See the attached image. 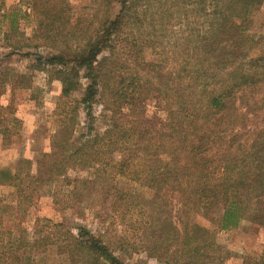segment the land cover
I'll return each mask as SVG.
<instances>
[{
	"label": "trees",
	"instance_id": "1",
	"mask_svg": "<svg viewBox=\"0 0 264 264\" xmlns=\"http://www.w3.org/2000/svg\"><path fill=\"white\" fill-rule=\"evenodd\" d=\"M27 4L30 12L1 15L8 46L35 56L30 68L60 81L63 98L83 95L66 110L49 153L0 168V183L16 194L13 208L0 199V264H35L33 254L45 250L67 264H127L124 236L112 242L48 220H37L28 235L22 221L53 183L66 187V208L100 215L97 208L107 207L105 220L128 224L139 236L133 252L162 264H226L232 253L192 215L223 231L244 221L264 228V36L247 32L264 0H87L78 15L66 0ZM21 20L31 25L29 37ZM41 48L50 53H31ZM2 83L11 93L32 86L9 71ZM152 96L164 103V120L144 118ZM97 105L111 116L102 133L93 128ZM15 113L13 99L0 103L4 147L17 135ZM76 170L92 176L73 177ZM118 178L152 197L120 189Z\"/></svg>",
	"mask_w": 264,
	"mask_h": 264
},
{
	"label": "rangeland",
	"instance_id": "2",
	"mask_svg": "<svg viewBox=\"0 0 264 264\" xmlns=\"http://www.w3.org/2000/svg\"><path fill=\"white\" fill-rule=\"evenodd\" d=\"M30 0H0L3 4V10L0 11V103L8 105L11 100L14 101L16 117L20 124L16 129V136L10 146H2L0 140V168H11L23 158L36 160L44 153L51 150L52 139L58 134L62 122L66 117V110L75 100L81 99L83 92L75 93L71 98L62 97L61 82L50 77L46 72L32 70L31 64L35 56L24 58L22 52H13L8 46L5 34L9 30V21L2 19L1 15L11 10H20L30 12L28 8ZM71 6L77 8L76 14H80L83 4L87 0H66ZM247 32L254 38L264 36V4L253 11L249 16L247 23ZM20 31L31 35V25L26 20L20 21ZM12 36V35H11ZM31 51V50H30ZM27 52V51H25ZM46 55L50 50L41 48L38 51L32 50L31 53ZM147 60H153L151 51L144 50ZM7 71L26 75L31 78L30 89H17L11 93L10 86L3 82ZM8 81V80H7ZM85 84V81H83ZM146 120L159 119L164 120L167 116L164 103L155 96H152L145 102ZM95 121L93 128L95 132L102 133L110 121V113L103 110L101 105L95 106L93 110ZM85 127V114L81 110L79 114V126L76 128L75 139L78 142L82 130ZM73 177H91V170H76L71 174ZM117 184L120 189L128 191L133 195H139L145 199H150L153 195L151 189L138 183L124 178H118ZM1 205L13 208L16 202V194L11 186L0 183ZM56 201L58 203H56ZM100 215H96L95 210L76 206L73 209L66 208V187L61 183L55 184L50 188L40 191L37 203L28 211L21 227L28 231L32 237L33 228L37 220H48L52 224L63 225L73 233H78L79 229L84 228L95 236H105L114 242V236H124L128 242V252L130 254L121 255L127 264H162L156 259L148 258L146 253L133 252L130 245H137L138 234L134 233L128 224L120 225L117 219L105 220L109 215L107 207L97 208ZM218 217V216H217ZM192 220L202 227L210 229L216 235L217 242L227 248L232 257L226 264H255L264 255V228L255 226L244 221L236 229L223 231L210 221L198 215H192ZM5 227L8 223L5 222ZM35 264H67L63 258L54 254V250L38 251L33 254Z\"/></svg>",
	"mask_w": 264,
	"mask_h": 264
}]
</instances>
